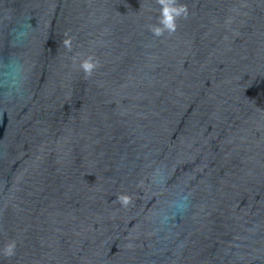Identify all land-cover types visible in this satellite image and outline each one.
<instances>
[{"label":"water","instance_id":"1","mask_svg":"<svg viewBox=\"0 0 264 264\" xmlns=\"http://www.w3.org/2000/svg\"><path fill=\"white\" fill-rule=\"evenodd\" d=\"M0 264H264V0H0Z\"/></svg>","mask_w":264,"mask_h":264},{"label":"clouds","instance_id":"2","mask_svg":"<svg viewBox=\"0 0 264 264\" xmlns=\"http://www.w3.org/2000/svg\"><path fill=\"white\" fill-rule=\"evenodd\" d=\"M162 15L166 16L167 13H168V8L165 7V8H162ZM173 11H175V9H173ZM177 15H179V12H177ZM162 24H165L167 23V21L165 20H162L161 21ZM156 34H159V30L157 29V33ZM82 67H84V70L86 72V74L89 72V69H88V66L87 65H82ZM14 69L10 66V69L9 71H13ZM122 200L124 201V203H127L128 202V198L127 197H122ZM186 208V205H183L182 206V210H185ZM15 248V242H11L10 244L8 245H5L4 249H3V254L4 255H7V256H10L13 254V250Z\"/></svg>","mask_w":264,"mask_h":264}]
</instances>
